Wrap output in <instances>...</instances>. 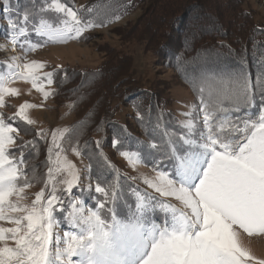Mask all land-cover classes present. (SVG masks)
I'll return each instance as SVG.
<instances>
[{"label":"snow or ice","instance_id":"6c2138e0","mask_svg":"<svg viewBox=\"0 0 264 264\" xmlns=\"http://www.w3.org/2000/svg\"><path fill=\"white\" fill-rule=\"evenodd\" d=\"M47 10L61 14L56 26L41 15ZM99 26L61 0H46V8L25 11L22 19L8 16V39L26 54L42 44L78 39ZM30 33L42 38V44L31 43ZM20 59L11 57L7 73H0V108L6 97L20 94L11 86L17 80L30 82L45 100L55 95L50 87L55 72L42 73L44 63ZM257 88L262 104L257 118L247 112L234 116L240 103L255 107ZM198 92L199 106L182 113L186 119L179 124V136L165 133L171 171L156 169L154 177H139L159 196L133 189L134 210L129 206L123 217L116 211L124 194L119 179L103 185L98 180L94 191L103 199L94 208H86L75 195L74 189H85L79 187L80 170L62 146L68 129L51 132L44 187L26 203L33 181L25 150L38 151L37 141L21 140L17 146V140L27 131L21 123L35 124L29 110L43 105L24 102L7 120L0 112V264H264L241 241L242 234L264 235V85L244 74H210L201 79ZM48 135L43 129L36 132L41 140ZM118 143L114 140L113 146ZM72 151L80 155L77 147ZM121 155L133 169L142 162L139 153ZM86 190L91 193L92 185ZM62 223L67 227L61 234L56 229Z\"/></svg>","mask_w":264,"mask_h":264},{"label":"rangeland","instance_id":"374dc122","mask_svg":"<svg viewBox=\"0 0 264 264\" xmlns=\"http://www.w3.org/2000/svg\"><path fill=\"white\" fill-rule=\"evenodd\" d=\"M90 1L68 0L65 4L67 6L72 5L73 10L77 11L79 15V8ZM152 1L154 2L155 0L149 1L150 4H152ZM246 3L248 9L252 12L253 22H264V0H246ZM147 11L151 12L149 9H146ZM0 12L3 15L2 17L11 15L13 19H18V17L22 19L23 16V14L16 12L10 7L9 0H3L0 5ZM138 12L95 31L87 30L88 34H85L77 41L71 39L66 43L42 44V38L35 33H30L28 40L34 44H42V46L34 51H28L26 54L24 48L20 47L19 44L13 47L8 39V18L5 21L0 20V45L5 46L0 48V73H7L8 68L6 65L13 56L20 57V63L33 60L44 63L46 67L41 70L42 73L55 72L54 82L50 86L55 91V95L45 100L41 93L32 88L30 82L17 80L11 86L19 89L20 94L6 97V106L0 108V112H3L7 120L8 117L15 114L19 106L24 102L43 105L42 107H35L29 110V115L35 121V124L26 126L21 123L20 127L22 129L26 128L27 131L22 130L17 140V146L21 140L37 141L36 147L38 151L25 150L28 175L33 181L32 186L26 190L28 196L26 203L34 199L35 194L44 187L43 181L46 178L48 168L47 149L51 141L50 134L53 130H69L62 141V146L68 160L73 162L80 170L81 182L79 187L85 189L83 193L77 189L73 191L76 196L85 201L86 208H94L97 203V197L95 196L98 195L93 193L95 192L96 182L93 180L92 173L89 177V166L91 172L93 164L91 157H94L91 138H95L96 134L93 129L91 130V127L94 124L104 127L109 121H116L121 124V122L123 123L129 118L133 120L134 111L129 108L132 105V100L131 98L128 100L126 97L131 88H135L134 86L150 88L151 85L156 84L158 92L165 96L166 99H169V109L178 124L186 119L182 113L198 108L200 100L195 99L191 89L172 72L169 63H166L161 57L151 53H144L141 45L132 44L130 41H127V43L125 37H122V33L134 20ZM121 57H124V59L119 61ZM132 67L135 68L136 74H131ZM79 85H84V87L77 91ZM122 94L123 96L119 98ZM92 105L98 106L94 112L95 114L100 113L99 116L91 115ZM261 106L262 104L251 116L253 119L257 118ZM127 126L131 129L135 128L132 125ZM41 129L49 133L46 141L36 136V132ZM81 129L83 130L80 132ZM79 132L80 137L85 134L83 136L84 140L90 138L87 142L89 146L86 147L88 150L86 151L87 155H84L85 151L80 152V146H77L80 152L79 156L72 151V148L76 147ZM104 134L101 135V138H99L100 136L98 137L100 143L95 148V152L99 153L100 158H104L105 161L108 160L109 165L114 163L113 169L118 175L129 180L130 184L128 186H133L134 184L142 192L159 196L158 193H155L153 189L144 184L139 177L141 175L154 177L156 169L170 172L173 165L171 158L156 163L154 159L142 157V162L133 169L125 157L121 155V152L115 153L109 149L106 142L104 143L106 139L111 141L108 133ZM167 153L168 150L162 151L157 156L163 158ZM106 167L105 176L98 180L99 182L106 180L107 184V178H110L108 170L111 167ZM33 169L35 172L34 179ZM96 170H94L95 173ZM131 177H137V179H130ZM89 184L93 187L91 193L86 190ZM126 187L123 186V188ZM168 202L176 205L177 208L181 207L179 202L173 198H168ZM4 226L9 225L5 224ZM66 227L67 225L62 223L56 231L62 234ZM241 241L245 247L251 250L253 255L264 259V235L249 237L247 234H242Z\"/></svg>","mask_w":264,"mask_h":264},{"label":"trees","instance_id":"16d2710c","mask_svg":"<svg viewBox=\"0 0 264 264\" xmlns=\"http://www.w3.org/2000/svg\"><path fill=\"white\" fill-rule=\"evenodd\" d=\"M67 1L62 0L63 3ZM149 1L151 0H91L80 7L78 12L79 16L102 25L88 29L95 31L139 11L122 33V37H125L126 42L141 45L144 53H151L169 63L172 72L191 89L195 99L200 100L198 87L201 79L210 74L222 77L244 74L250 82L264 85V22H253L246 0H155L152 4ZM50 2L51 0H47V3ZM2 3L3 0H0V5ZM9 5L21 14L25 11L35 13L41 7L46 8V0H9ZM86 9L92 11L88 12ZM146 9L151 12H146ZM41 15L56 26L57 17L61 14L47 10ZM2 16L0 12V20H7L8 16ZM30 20L38 23L36 16H30ZM85 34H88L87 30L80 38ZM122 59L124 57L119 58V61ZM133 69L131 74H136ZM82 87L84 85H79L77 91ZM134 87L126 96L128 100H132L129 108L134 111L133 120L129 118L121 124L109 121L104 127L97 124L91 127L96 134V139L91 138V147L94 150V157H91L93 180L97 183L99 178L105 176L106 166L111 167L108 170L110 178H107V184H113L119 179L120 189L124 193L116 208L120 217L128 214L129 206L134 210L136 196L133 189L139 188L134 184L128 186L129 180L116 173L113 169L114 163L109 165L108 160L100 158L99 153L95 152L98 137L108 133L111 141H103L115 153H139L141 158L149 157L157 163L170 159L169 155L163 158L157 156L158 153L168 150V135L165 133H174L178 137L183 131L169 109V99L158 92L156 84L150 88ZM255 92V107L240 103V112L233 113L234 116H244L245 112L252 116L258 110L261 105L260 89L257 88ZM97 108L96 105L91 106V115L99 116L100 113L94 112ZM127 125L135 128L131 129ZM80 132L76 147L80 146V152L85 151L84 155H87L86 147L89 146L87 142L90 138L84 140L85 134L80 137ZM114 140L119 141L116 146H113ZM152 144L157 147H150ZM93 169H97L96 173ZM101 183L105 184L106 180ZM95 194L98 195L95 196L97 199H103L100 194Z\"/></svg>","mask_w":264,"mask_h":264}]
</instances>
